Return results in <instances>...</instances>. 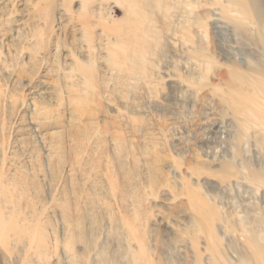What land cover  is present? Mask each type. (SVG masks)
Segmentation results:
<instances>
[{
    "label": "rangeland",
    "instance_id": "obj_1",
    "mask_svg": "<svg viewBox=\"0 0 264 264\" xmlns=\"http://www.w3.org/2000/svg\"><path fill=\"white\" fill-rule=\"evenodd\" d=\"M186 1L162 0L152 8L139 2L132 11L117 0H0V176L16 192L18 203L23 204L21 195L35 203L45 241L52 247L45 263L62 264V218L56 210L66 205L83 216L81 238L86 233L95 242L89 249L78 243L74 251L87 250L84 256L92 263L133 264L128 252L117 247L122 234L108 229L107 221L119 215L135 220L136 213L141 217L135 221L153 249L149 258L160 259L156 264L181 260L184 247L177 230L188 219L186 207L179 205L187 199L178 198L177 172L185 173L189 165L216 175L213 157L231 141L224 130H211L213 121L199 124L198 105L176 98L175 81L184 75L182 60L173 52L184 50L174 48L172 37L186 25ZM259 3L264 24V0ZM93 10L90 41L81 17ZM100 13L107 18L103 37L97 36L102 27L95 28ZM256 22L254 18L251 32L256 33ZM143 29L154 39L152 55L140 49L138 32ZM190 31L194 41L202 32L199 27ZM220 35L215 39L208 34L210 52L216 46L217 52L234 47L252 61L262 59L259 35L238 34L237 44ZM143 55L148 63L134 61ZM126 57L132 60L121 69L113 66ZM196 135L204 138L198 141ZM257 150L250 148L241 158L249 166L260 164L264 172L263 142ZM105 168L124 185L119 204L96 176ZM153 177L160 188L151 195ZM207 177L197 189L226 221L216 227L228 223L223 237L217 231L226 257L243 262L250 254L238 233L244 226L264 229V191L252 193L244 185L210 189L203 183ZM169 188L168 202L164 189ZM159 212L165 213L163 224Z\"/></svg>",
    "mask_w": 264,
    "mask_h": 264
},
{
    "label": "bare ground",
    "instance_id": "obj_2",
    "mask_svg": "<svg viewBox=\"0 0 264 264\" xmlns=\"http://www.w3.org/2000/svg\"><path fill=\"white\" fill-rule=\"evenodd\" d=\"M117 2L125 7L127 3L128 8L133 11L140 6L139 2H141L139 4L144 2L152 8L160 6L162 0H117ZM182 6L189 17L185 18L187 21L182 31L180 29L174 31L172 37L174 48L178 45L184 50L183 53L173 52L175 55L173 57L182 60L181 69L184 75L175 81L174 88H178L176 98L198 105L200 110L195 112V115L199 124L213 121L211 130L215 133L224 130L231 136V141L222 154L213 157L212 164L219 168L216 175H213L214 179L211 174H206L211 169L207 171L201 166L199 168L188 165L185 173L177 172V182L181 188L178 198L187 199L186 203L179 202V205L186 207L185 213L188 219L186 223H181L183 226L177 230L184 247L180 251L182 256L178 264H264V229H261L263 227L259 224L260 226L256 225V228L245 230L246 227L243 224L248 223L241 221L240 225L244 228L238 233V238L245 243L250 255L243 259V262H235L227 258L219 234L225 235L224 229L229 227L228 223L227 226L216 227L217 222L221 225L226 221L219 218L212 204L214 202L205 199L197 189L203 177L208 175L203 183L210 189L226 191L232 187L239 188L240 185H244L252 193L261 194L264 191V172L260 164L256 167L249 166L241 158L244 151L247 152L250 148L260 150L261 142L264 143V24L259 21V18L262 19L259 16L261 5L259 0H187ZM143 14L146 13L142 12ZM92 16H96L94 10L81 17L82 28L89 35L90 41L94 35L93 29L89 28L92 24L90 23ZM254 18L257 20L256 33L251 32ZM147 19L146 16L145 21L148 22ZM106 20L104 14L100 13L95 28L102 27V31L97 36L105 35ZM209 20L211 23H208ZM208 24L211 32L207 30ZM195 27H199L202 32L194 41L190 30ZM145 32L144 29L138 32L139 46L142 54L152 55L154 39L147 36ZM246 32L255 36L259 35L263 39L261 40L263 48L261 47V52H258L262 57L261 60L252 61L248 58V53V55L239 53L234 47H230V51L217 52L216 46L215 52L209 51L208 34L217 39V37L221 38L220 34L225 33L229 38L225 42L237 44V35ZM230 38L233 41H230ZM203 42H207L208 47L204 46ZM235 50L236 52H233ZM131 60V57L119 59L113 66L121 69L122 65L125 66ZM134 61L139 64V62L148 63L149 60L143 55ZM147 85L150 91H155L154 84L150 82ZM203 138L201 135H196L198 141ZM200 161V158L196 159L197 163ZM96 176L102 184L106 183L105 185L109 186L114 201L121 203L124 185L112 180L107 168L98 172ZM149 185L151 195L160 188L154 177ZM164 192L169 197L168 202L171 201V188L164 189ZM15 193L5 186L4 178L0 176V264H48L44 260L52 253V247L45 241L41 215L30 198L21 195L20 201H23L21 205ZM71 210L70 205H66L62 210L59 208L56 210L62 218L63 239L59 243L62 264L92 263L89 257L84 256L87 250L74 251L78 243H84L89 249L95 242L86 233L81 238L79 228L83 216L81 218V215ZM160 215L163 218L161 223L163 224V220L166 219L165 213L159 212ZM140 217L141 215L136 213L135 220ZM135 220L126 218L124 215L113 216L107 221V228L122 234L117 247L128 252L130 256L128 257L133 264H156L160 259L156 261L154 258H149L148 254H151L153 249L146 240L145 233L142 232V224ZM170 229H172L171 226ZM122 242L123 245H121Z\"/></svg>",
    "mask_w": 264,
    "mask_h": 264
}]
</instances>
